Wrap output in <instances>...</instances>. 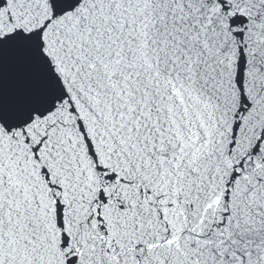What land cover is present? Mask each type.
<instances>
[{
    "label": "snow or ice",
    "instance_id": "obj_1",
    "mask_svg": "<svg viewBox=\"0 0 264 264\" xmlns=\"http://www.w3.org/2000/svg\"><path fill=\"white\" fill-rule=\"evenodd\" d=\"M0 264H264V0H0Z\"/></svg>",
    "mask_w": 264,
    "mask_h": 264
}]
</instances>
